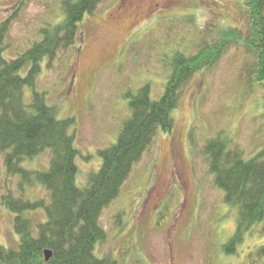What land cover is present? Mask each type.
Listing matches in <instances>:
<instances>
[{"label": "rangeland", "instance_id": "rangeland-1", "mask_svg": "<svg viewBox=\"0 0 264 264\" xmlns=\"http://www.w3.org/2000/svg\"><path fill=\"white\" fill-rule=\"evenodd\" d=\"M122 1L103 0L85 16L74 46L59 52L50 67L42 64L35 84L59 119L75 120L70 134L74 130L80 187L99 168L98 152L115 143L129 117L127 96L148 86L153 101L161 98L169 76L166 62L175 51L196 54L229 29L250 34L244 0H132L120 10ZM61 2L0 0V23L10 21L4 58H17L41 40L42 29L57 26ZM253 66L248 48L231 43L213 67L185 85L171 113V132L156 134L119 196L102 211L99 223L106 235L96 256L117 264H264L256 255L264 244V221L230 246L236 212L224 205L203 154L217 136L246 159L264 150L263 91ZM29 95L25 90L26 103ZM48 164L49 153H43L22 167L40 171ZM20 184L18 175L6 174L0 155V244L10 249L19 238L2 197L22 191L24 200L47 197L39 186L20 190ZM31 219L38 223L42 215ZM227 248L234 253L227 255Z\"/></svg>", "mask_w": 264, "mask_h": 264}, {"label": "trees", "instance_id": "trees-1", "mask_svg": "<svg viewBox=\"0 0 264 264\" xmlns=\"http://www.w3.org/2000/svg\"><path fill=\"white\" fill-rule=\"evenodd\" d=\"M102 1L62 0V21L42 29L41 40L12 60L4 58L2 48L10 21L0 23V155L6 174L20 177V190L39 186L47 194L34 201L24 200L23 191L18 197L9 193L2 197V205L13 214V230L19 241L15 249L0 244V264H117L95 254L106 235L99 223L102 211L119 196L156 134L171 132V113L185 85L198 72L213 67L231 43L253 54L252 73L263 91L264 114V0H244L250 34L244 37L239 30L229 29L219 35L217 43L207 44L196 54L175 51L166 62L169 76L161 98L153 101L148 86L127 96L129 117L115 143L98 152L99 168L89 172L86 186H78L79 153L74 130L70 134L75 120L59 119L35 84L42 64L50 67L59 52L74 46L83 18L92 15ZM25 90L30 91L28 103ZM43 153H49L46 170L22 167ZM203 154L224 205L236 212L232 247L251 227L264 221V150L246 159L240 149L229 148V142L217 136L207 141ZM39 212L42 219L34 223L31 214ZM46 251L51 253L47 261ZM225 253L231 255L234 250L227 248ZM256 255L264 259V244Z\"/></svg>", "mask_w": 264, "mask_h": 264}, {"label": "flooded vegetation", "instance_id": "flooded-vegetation-1", "mask_svg": "<svg viewBox=\"0 0 264 264\" xmlns=\"http://www.w3.org/2000/svg\"><path fill=\"white\" fill-rule=\"evenodd\" d=\"M122 5L120 6V10L123 8H127L128 6H132V0H123Z\"/></svg>", "mask_w": 264, "mask_h": 264}, {"label": "water", "instance_id": "water-1", "mask_svg": "<svg viewBox=\"0 0 264 264\" xmlns=\"http://www.w3.org/2000/svg\"><path fill=\"white\" fill-rule=\"evenodd\" d=\"M44 255H45V261H47L49 259L50 255H51V253L49 251H46L44 253Z\"/></svg>", "mask_w": 264, "mask_h": 264}]
</instances>
